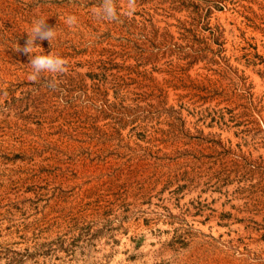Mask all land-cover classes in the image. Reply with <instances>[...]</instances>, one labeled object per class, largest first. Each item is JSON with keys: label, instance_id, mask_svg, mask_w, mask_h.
Listing matches in <instances>:
<instances>
[{"label": "rangeland", "instance_id": "1", "mask_svg": "<svg viewBox=\"0 0 264 264\" xmlns=\"http://www.w3.org/2000/svg\"><path fill=\"white\" fill-rule=\"evenodd\" d=\"M0 264H264V0H0Z\"/></svg>", "mask_w": 264, "mask_h": 264}]
</instances>
